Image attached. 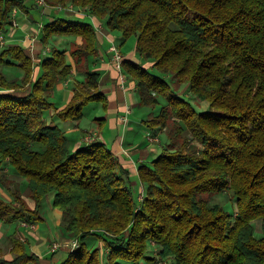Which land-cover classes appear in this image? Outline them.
<instances>
[{"label": "trees", "instance_id": "obj_1", "mask_svg": "<svg viewBox=\"0 0 264 264\" xmlns=\"http://www.w3.org/2000/svg\"><path fill=\"white\" fill-rule=\"evenodd\" d=\"M46 3L52 10L73 5L85 16H51L41 41L74 35L82 42L71 46L73 62L67 50L52 48L36 73L24 46L0 41V163H10L27 180L34 200L32 207L1 168L0 181L13 200L0 197V218L44 221V199L51 195L64 228L79 242L60 264H105V255L107 264L158 258L176 264H264V0ZM17 8L30 11L25 0H0V36L6 37ZM90 16L122 32V43L136 36L135 50L143 60L124 59L123 70L135 81L141 105L161 106L145 120L148 128L166 129L169 136L164 150L138 167L143 186L138 201L132 175L104 142L95 139L74 150L66 132L45 117L56 106L52 90L74 68L85 78L56 115L79 121L85 105L107 107L100 73L88 64L98 52ZM5 66H17L23 75L11 80ZM224 193L234 198V210L210 203ZM256 220H261L260 236ZM91 236L103 241L104 250L89 247ZM9 243L16 255L0 257V264H40L17 231Z\"/></svg>", "mask_w": 264, "mask_h": 264}, {"label": "crops", "instance_id": "obj_2", "mask_svg": "<svg viewBox=\"0 0 264 264\" xmlns=\"http://www.w3.org/2000/svg\"><path fill=\"white\" fill-rule=\"evenodd\" d=\"M34 0V4H36ZM38 6V5H37ZM42 16L41 19H48L51 18L53 15H60V13L65 12V16H79L84 17L85 14L78 9L74 8L73 10H70L69 8H57L55 7L53 10L48 9L47 6H42ZM17 10L16 17L18 16L19 10ZM27 20H30L31 22L34 21V24H30L31 22L27 23V20H24L23 22L18 19V25L14 26L11 25V28L9 30L10 35H15L13 38H16L18 36L19 30L22 29L25 32V35L21 38V42H23V45L25 50L28 54H30L34 59L36 63V73L39 72L40 67L38 62H40L41 58L46 55H50L52 52V48L49 46H46L41 39V31L43 24L39 21H36L34 15H32L31 11H28ZM90 21L93 22L95 25L97 32H98V52L95 56H90L88 60L89 68L94 71H98L100 73V89L102 92H104L107 96V107H106V114H104L103 117H98L96 125L92 126L91 128H82L79 125V122H75V124H69L67 120H62L56 115V111H59L67 106L69 101L71 100L73 94H74V86L79 81H82L85 78V74L81 71H77L75 68L73 69L72 75L67 78L61 80L55 88L52 90L51 93V101H53L56 106L55 108H51L49 111L45 113V117L47 121L51 124H57L59 125L67 134L69 141L73 142V148L74 150L78 147L82 146L83 144L90 143L94 139L101 140L104 142L109 149L113 152V154L119 159L121 164L129 170L130 174L132 176H135L138 174V167L142 162H150L153 160L156 156H158L164 148L168 145V142H163L160 133L163 131H166V129L163 130H152L150 128L146 129L144 132L143 128H146L142 124H144V121H141L142 124H140V121L135 120L132 123V120L130 117H128L127 122L124 121V116L127 114V110L130 112L128 113V116L134 111V107L137 106V100H138V92L135 86V81L128 77L127 86L123 88L119 83V71L115 67V65L112 62V52H111V46L113 43L117 42V35H114L109 31L105 24V20L98 18L96 16H90ZM40 23L41 30L38 29L35 24ZM9 39V36H8ZM56 44L60 45L62 44V39L58 37L56 40H54ZM82 42L81 37L74 36L73 40L69 41V44L71 46L75 43L80 44ZM109 42V44H108ZM6 44L8 43V40L6 38ZM11 44H20V43H11ZM116 44V43H115ZM71 46L70 49L67 50V56L68 59L73 62V58L71 56ZM108 46V47H107ZM121 49L125 59H132L134 61L140 62L142 61V57L139 56L136 52V50L130 53L125 54L123 52L122 47L119 46ZM146 66H151V62H146ZM61 92L62 99L61 101H56L58 97V93ZM138 95V97H137ZM144 132V133H143ZM167 132V131H166ZM151 137V138H150ZM9 178L15 180L18 179V177L9 176ZM21 183V182H20ZM4 189V190H3ZM20 190L22 192L23 197L27 200L30 206H34V200L30 197L29 194V188L25 191L23 188L20 187ZM143 191V186H142ZM141 191V192H142ZM0 197L5 199L6 201L13 200V197L10 193V191L3 186L2 189H0ZM141 197V195H140ZM58 216H62V212L57 210ZM44 222L48 224L49 227H51L50 222L47 220L45 214H43ZM23 223V222H22ZM26 222L23 223V226L32 231L36 237L37 240L40 241L41 249L38 246H34V250L39 254L40 257L39 262L41 264H53L52 261H56V257H52L51 259H48L47 257L43 256L45 252L43 249V244L45 243V239L37 234V232H40L39 223L35 227H31L30 225L27 226ZM3 225H0V240L2 238L3 232L2 230ZM56 239H60V244L66 243L63 242L66 239L73 237L72 234L63 233V232H57L55 234ZM20 237L27 243L29 239H27L23 233L20 234ZM64 238V239H63ZM1 242V241H0ZM102 242L100 245H103ZM49 245L52 248V242L49 240ZM49 248V246H48ZM46 249V251L48 250ZM61 249V248H59ZM58 249V250H59ZM67 249V248H64ZM68 250V249H67ZM57 252V251H52ZM35 253V252H34ZM49 253L47 252L46 255ZM3 255V256H2ZM15 253L11 251V247L8 248L5 253L2 251V247H0V256L4 257L7 260H12L15 257Z\"/></svg>", "mask_w": 264, "mask_h": 264}, {"label": "rangeland", "instance_id": "obj_3", "mask_svg": "<svg viewBox=\"0 0 264 264\" xmlns=\"http://www.w3.org/2000/svg\"><path fill=\"white\" fill-rule=\"evenodd\" d=\"M26 1V5L28 6V8L30 9L32 15H34L36 21H39V22H43V21H48L50 18L48 19H41V16H42V6H39L37 3V5L34 4V0H25ZM36 2V0H35ZM18 9V8H17ZM20 9V10H19ZM19 13H18V19L21 20L22 22L24 20H27V15H30L31 14H28L27 11L25 10H22V8H19ZM54 9V8H53ZM65 12H62L60 13L59 16H64ZM16 17V19H17ZM76 17H79V16H73V17H70V19H76ZM69 18V17H67ZM83 17H81L80 19H82ZM89 20H90V17H87ZM31 22L30 20H27V23ZM30 24H34V21H32ZM34 26H36L38 29L41 30V27L40 26V23L38 24H35ZM11 26H9L8 28V32L6 33V37H5V40L7 38L8 40V43L11 44V43H20L21 45H23V42H21V38L23 37V35H25V32L20 29L19 30V33H18V36L16 38H13V36L15 35H10L9 33V30H10ZM111 31V30H109ZM113 31V30H112ZM111 31V33H113L114 35H117V42H115L118 46L124 47L123 49V52L125 54H130L133 49L135 51V48H136V42H137V38L135 35H132L131 37H129L127 39V41L125 43H122L123 42V34L122 32L118 31V30H114L113 32ZM8 36H9V39H8ZM58 37H60V39H62V44L60 43V45L56 44L54 40H56ZM74 38V35H52V37L49 38L48 40V43L46 44V46H49L51 48H59V49H65V50H68L70 49L69 47L71 46V44H69V41L73 40ZM109 44V42H108ZM108 47V46H107ZM140 56V55H139ZM3 70L5 71V73L7 74L8 78L11 79V80H17L19 79L23 74V71L20 69V68H17V66H5V68H3ZM0 91H2V88H0ZM181 92H183L184 94H188L191 96V93H190V90L189 88L187 87H183ZM138 97V95H137ZM62 99V96H61V92L58 93V97H57V100L56 101H61ZM194 99V97L192 98ZM164 101V100H163ZM194 102V100H192ZM137 106L134 107V111L130 114V117L131 120H132V123L135 121V120H138L140 121V124L141 121H144V120H147L151 117H153L154 115H157L159 113V110L161 108L160 105L154 107V106H143L140 104V97H138V100H137ZM195 105L197 107H201L199 105V101H196L194 102ZM85 116L79 120V121H71V120H67L69 124H75V122H79V125L82 127V128H91L92 126L96 125L97 123V118L98 117H103L104 114H106V108L103 106L102 103L100 102H91L87 105H85ZM143 126H145L146 128H143L144 129V132H146L145 130L148 129V125L144 122V124H142ZM143 132V133H144ZM160 137L162 139L163 142H170L169 141V136L167 134L166 131H163L160 133ZM1 168H4V171L6 173H8V176H13L14 178L15 177H18V179H15V181L19 184V186L21 188H23V190L25 191L26 189H28V185H27V180L25 178H23L22 176H19L16 171L14 170V167L8 163V162H4V163H0V172H1ZM132 181L134 182L132 184V187H133V191H134V194H135V199L138 201L139 198H140V194H141V191H142V183H141V180L137 175L135 176H132ZM21 182V183H20ZM4 185L1 183L0 181V189H2ZM4 190V189H3ZM12 201V200H11ZM215 202H218V203H221L223 204L227 209L229 210H234V206H235V200L234 198H232V196H230L229 194H216L214 196L211 197V201L210 203H215ZM57 210L58 209H55L52 205V196H47L45 199H44V206H43V214L46 215V217L48 218L47 220L50 222V225L51 227L48 226V224H46L43 220L39 221V226H40V232H37L38 235H40L41 237H43L45 239V243L43 244V249L45 252L43 256L47 257L48 259H51L52 257H56L57 259V262L55 261H52L53 264H60L61 262H63L64 260H66V258L68 257V253H69V250L67 249H64L65 247H60L61 249L57 250V252L55 254L52 253L51 251V247L49 245V240L52 242V245L53 243L55 242H60V239H56V236L55 234L57 232H63V233H68L70 234L64 227H65V224H64V221H63V216H58L59 213H57ZM59 212V210H58ZM28 225H30L31 227H35L38 223H30V222H26ZM0 225H3L2 227V232H3V235H2V238H1V242H0V247H2V251L5 253V251L8 250V248L10 247V243H9V237L10 235L14 234L16 231L19 233V235L21 233H23V235L29 239V241L27 242V251L30 252V253H34L36 255H39L35 250H34V246H38L39 245V248L41 249V244H40V241L37 240V237L36 235L30 231V230H33V229H29V228H26L23 226V223L22 221H14V222H5L4 220H2L0 218ZM255 226H256V234L257 236H260V232H261V220H256L255 221ZM64 239V238H63ZM75 239V237H71L69 238L68 240L66 239L65 241L63 242H72L73 240ZM103 241L100 240V238H97L96 236H91L89 237L88 239V245L90 248L92 247H100L101 249L104 250V244L103 245H100ZM64 244V243H62ZM61 244V245H62ZM49 246V248H48ZM48 248V250L46 251V249ZM47 252L49 253L48 255ZM106 252V251H105ZM151 253L153 255H156V252H155V249H151ZM3 256V255H2ZM1 257V256H0ZM4 258V257H3ZM104 263L107 264V257L105 255L104 257ZM29 264H36L35 262H30ZM39 264V263H38ZM41 264V263H40ZM139 264H176L175 261L170 258V259H166V260H160L159 258L157 259L156 262H151V261H141Z\"/></svg>", "mask_w": 264, "mask_h": 264}, {"label": "built area", "instance_id": "obj_4", "mask_svg": "<svg viewBox=\"0 0 264 264\" xmlns=\"http://www.w3.org/2000/svg\"><path fill=\"white\" fill-rule=\"evenodd\" d=\"M36 2L39 6H47L46 0H36ZM57 8H60V9L69 8L70 10H73L75 7L73 5H68L66 7H57ZM16 13H17V10L14 9V11H13L14 19H13V24H12L14 26L18 25V21L16 19ZM0 41L2 44L6 43L4 34H2L0 36ZM110 48H111V52H112V62L119 71V83L123 88H125L127 86V82H128V76L123 70V60L125 59V57H124L121 49L119 48V46L117 44L113 43ZM129 112L130 111L127 110V114L123 118L125 122H127V120H128V113ZM27 226H29V225L27 224ZM62 246L67 248L70 251H73L74 249H76L79 246V242L76 238L72 242H66L62 245L58 242H55V243H53L51 251H57Z\"/></svg>", "mask_w": 264, "mask_h": 264}]
</instances>
